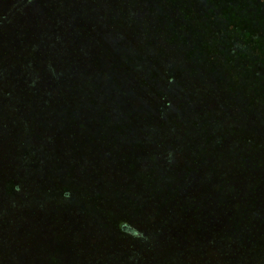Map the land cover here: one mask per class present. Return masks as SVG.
I'll return each instance as SVG.
<instances>
[{"label":"trees","instance_id":"16d2710c","mask_svg":"<svg viewBox=\"0 0 264 264\" xmlns=\"http://www.w3.org/2000/svg\"><path fill=\"white\" fill-rule=\"evenodd\" d=\"M27 1V10L24 11L29 12L24 14L22 11L21 20L14 22L12 18L4 17L10 16L7 10H0V136L3 133L7 136L14 133L18 126H13V123L21 118L23 111L27 113L28 121L34 126L30 141L34 138L42 139L47 131L54 130L53 137L68 142L70 138L64 135L65 132L72 135L68 131L77 126L82 132L75 136L78 137L74 144L75 147L77 144L79 149L78 154L75 153L77 156L75 158L78 159L88 141L96 142L98 149L104 144L102 141L107 137L104 131L107 121L110 126H118L122 121L131 120L136 98L130 101L128 95L133 96L137 91L136 94L147 102L148 107L143 106L145 111L140 118L166 113L165 109L169 104L168 91L182 89L177 88L179 85L176 84L178 83L176 79L179 78H175V71L170 70V65H167L161 70L160 81L156 80L157 86L150 84L146 91L143 88L146 82L137 79L135 71H138L141 65L142 70H140L147 71L150 75L153 74V66L149 62L148 65H142L139 61L140 48L131 47L128 43L123 46L122 31L116 28L109 29L106 26L107 24L104 23L106 16L102 13L104 11L98 12L97 20L95 19L93 25L87 24V21L92 19L88 15L89 7L90 11L95 13L91 0H87V4L82 1L81 6L69 2V10L61 16L56 15L54 7L58 5V1L53 0L48 4V11L44 12L46 19L42 25H40L42 16L36 10L41 8L43 2ZM19 7L21 9L22 6ZM1 8L5 7L0 4ZM213 11L217 13L223 10L217 7L216 10L211 8L205 11L204 17L212 14ZM252 11L260 13L255 4L252 5ZM60 13L62 14V11ZM114 13L112 24L123 23L125 20L123 11L116 8ZM48 17H51L52 21H49ZM257 17L259 18V15ZM261 24V29H264V21ZM59 25L62 29L60 32L57 30ZM235 25L236 22L229 27ZM7 26L9 29L4 30ZM215 26L219 27V24ZM21 44L23 46H20ZM13 48L17 57L14 62H10V55L16 56L12 53ZM224 59L223 63L226 62V58ZM193 71L195 72L194 68ZM183 93H180L179 99L183 100ZM194 96L198 100L201 99L197 95ZM208 98L216 99L214 102L220 107L225 110L231 109L238 115H241L243 106L247 104L245 98H240L238 94L219 93ZM237 98L241 100L242 105L238 104ZM25 99L27 100L24 105L18 107L22 105L21 100ZM234 107L241 109L237 111L238 109ZM122 116L126 118L123 119ZM90 124H93L94 129H88ZM163 128H165L164 123ZM84 129L88 131L85 133ZM162 135L160 130L154 134V138L159 139ZM26 136L25 133L22 137L20 135L16 138L14 143L17 149L7 145L9 147L5 150V146L0 143V149L5 150L4 154H0V166L8 164L10 166L7 171L0 167V264H20L19 257L24 256L28 245L25 243L27 239L22 241L19 238L14 242L15 244L8 247L4 244V240L10 236L9 230L14 218L19 215V202L35 199V195L22 196V192H26L25 177L28 175L34 185L38 179L35 177H39L34 169L38 144H30ZM89 138L90 140H85ZM210 140L212 141L208 138L206 147L215 149V145H211ZM218 144L223 147L224 143L219 141ZM224 150L222 154L236 156L237 161L230 163L234 167L228 168L217 157L218 160L208 164L209 169L203 170V174H200L201 170L197 167L201 166V160H192L190 166H185L188 171L186 184L177 185L178 179L172 183L168 182L176 176L173 177L174 172H170L171 169L167 165L158 164L159 160L149 164L150 172H141V176L144 177L143 183L150 184L149 194L155 192L161 198L157 209L154 210L155 214L160 213L161 220L158 224L151 223L150 232L146 235L140 230H127L132 224L127 222L130 216L126 205L134 207L137 200L125 196L120 189H113L115 182L111 183L108 175L103 179L105 181L102 183L103 187H98V190L94 191L81 183L73 182L70 177L69 180H63L65 184H60L61 179L55 178L54 194L60 199L57 200V205L64 204L62 199H66L67 203H79L81 200L88 202L83 209L95 216L99 222L98 231L104 229L107 231L104 240L108 247L107 264L119 262L131 264L130 260L133 258L135 264H165L162 260L153 262L154 252L162 249L165 250L164 254L166 253L164 258L170 256L171 262L178 260L172 257L173 254L178 253L180 264H264L262 256L264 220L260 219L264 211V187L261 186L264 180V159L257 158L251 150L247 154L240 149L234 152L228 145L224 146ZM29 154L31 159L26 160ZM118 155L119 153L113 155V159ZM75 158H71L72 161H75ZM127 160L130 164L128 171L131 174L125 175L126 163L116 161L115 167L121 170L123 176L131 179L134 177L132 173L135 171V166L141 158L133 154ZM253 167L262 169L258 173L251 174ZM224 168L226 170H223ZM164 172L169 173L164 174ZM189 175L192 177L190 178ZM98 177H103V173L95 172V179L101 182ZM198 177H202L200 181L203 189L200 196H195L192 190ZM37 183L39 185L40 181L38 180ZM142 186L144 184L140 185ZM4 190L6 194H2ZM164 203L167 204L164 206ZM134 224L137 228L149 227L146 223ZM185 226L186 230L193 232L188 233L189 236L183 234ZM15 231L21 233V229ZM56 236H58L57 231L54 232L55 240ZM127 237V241L124 242V238ZM146 237H150L148 243L152 245L147 244L144 251L136 255L135 245ZM194 238L196 239L193 240ZM93 239L97 244L96 235ZM158 240L161 245L156 243ZM8 242L11 243V240ZM177 249L181 250L177 251ZM184 249L186 252L183 251ZM55 261L60 260L56 258Z\"/></svg>","mask_w":264,"mask_h":264},{"label":"rangeland","instance_id":"374dc122","mask_svg":"<svg viewBox=\"0 0 264 264\" xmlns=\"http://www.w3.org/2000/svg\"><path fill=\"white\" fill-rule=\"evenodd\" d=\"M52 1L41 0L46 5L41 4V8L36 10L42 16L40 25L44 23L46 19L44 12L48 11V4ZM56 1L58 5L54 8L58 16L67 13L70 8L69 2L76 3V6H81L82 1L87 4V0ZM90 2L95 13H92L88 6V15L92 19L87 21V24L93 25L92 23L97 20L98 12L104 11L102 13L106 16L104 21L106 26L109 29L116 28L122 31L123 46L128 43L131 47L140 48L139 61L142 65H148L147 62H149L153 66V74L150 75L147 71H144L146 73L141 71V65L138 71H135L136 78L146 82V85L142 84L145 85L143 88L146 91L150 84L157 86L156 80L160 81L161 70L167 65H170V70L175 71V78H179L176 79L179 83H176L179 85L177 88L182 89L168 91L169 104L165 109L166 113H157L153 117L140 118L145 111L143 106L148 107L147 102L136 94L137 91L133 93V96L128 95L130 101L136 98L131 120L122 121L118 126H110L107 121L104 128L107 137L102 141L104 144L98 149L96 142L88 141L78 159L75 153L78 154L79 149L77 144L76 147L74 146L78 137L75 136L82 132L77 126L68 131L72 135L65 132L64 135L70 138L68 142H62L53 137L54 130L47 131L42 139L34 138L30 141L34 126L28 121L27 113L22 112L21 118L13 123V126H18L14 133L10 136L3 133L0 136V143L5 146V150L9 146L17 149L14 141L25 133L26 140L30 144H38L34 169L39 174V177L36 176L35 179L38 178L37 181L39 180L40 183L38 185L36 181L37 186H35L27 175L25 177L26 192H22V196L35 195V199L28 202L25 200L24 204L19 202V215L14 218L10 226V236L4 240L5 246L8 247L15 244L18 238L22 241L27 239L25 243L28 245L24 256L19 257L20 264H107L108 247L104 241L107 231L97 230L99 222L95 216L83 209V206H87V201L67 203L66 199H62L64 204L57 205V200L60 199H57L54 194L55 178L61 179L60 184H65L63 180L71 178L73 182L81 183L94 191L98 190V187H103L102 183H105L103 179H106L108 175L109 181L115 182L113 189H120L125 196L137 200L134 207L126 205L130 216L127 222L132 226L135 222L149 225L148 229L147 227L137 228L135 224L132 228L129 225L127 230H140L146 235L150 232V224L156 222L158 224L161 220L160 213L155 214L154 211L161 198L155 192L149 194L150 184L143 183L144 177L141 176V172H150L151 168L148 167L150 163L153 164L155 160H159L158 164L167 165L171 169L170 172H174L173 177H177L168 182L172 183L178 179L176 183L178 185L186 184L187 167L191 165L192 160H201V166L197 167L201 170L200 174H203V170L207 171L208 164L218 160L217 157L228 168L234 167L230 163L237 161L236 156L221 153L225 151L226 145L234 152L240 149L247 154L251 150L257 158L264 159V29H261L262 24L260 25L264 21V0H91ZM0 4L5 7L0 10L5 9L10 15L4 17L12 18L15 22L22 19L21 12L25 14L24 10H27L28 1L0 0ZM253 4L257 5L260 13L251 12ZM19 6H22L21 9ZM216 7L223 11L217 13L213 11L212 14L204 17L205 11L211 8L216 10ZM116 8L121 9L125 14L123 23L117 25L112 24ZM48 20L52 21V18L48 17ZM235 22V27H229ZM254 22L255 24H252ZM215 24H219V27ZM19 25L22 26L21 23ZM208 26L209 29H207ZM7 28L9 29L7 26L4 30ZM57 30L62 31L60 25ZM2 38L4 39V36ZM12 50L16 56L11 54L10 62H14L17 57L15 48ZM224 58H226V64L223 63ZM182 92H184L183 100L179 99ZM219 93L238 94L240 98H245L247 104L243 106V114L241 112V115H238L231 109L225 110L214 102L216 99L208 98ZM194 95L201 99L198 100ZM26 100H21L22 105L18 107H22ZM237 100L238 104L242 105L241 100L239 98ZM182 102L184 103L180 105ZM234 108L238 109L237 111L241 109ZM122 118L126 117L122 116ZM88 129H94L93 124H90ZM160 130L163 135L159 139L154 138V134ZM84 131L86 133L88 130L84 129ZM208 138L212 139L210 142L211 145H215V149L206 147ZM219 141L224 143L223 147L218 144ZM4 149H0V154L5 153ZM116 153L119 155L113 159L112 156ZM133 154H137V158L141 160L137 162L135 171L132 173L134 177L130 179L128 176H123L115 164L116 161L126 163L125 175L131 174L128 171L131 159L130 164L127 159ZM237 156L239 157V154ZM71 158H75V161ZM30 159L29 154L26 160ZM9 168L8 164L1 169L7 171ZM252 169L251 174L258 173L262 168L253 167ZM95 172L103 173V177H98L102 180L101 182L95 179ZM167 173L169 172H164V174ZM200 179L202 177H198L195 188L192 190L195 196H200L203 189ZM165 180L167 181V178ZM262 182L261 186L264 187V180ZM143 184L144 186L140 187ZM133 191L134 194L131 193ZM2 194H6V190ZM166 204L164 203V206ZM67 205L69 206L66 208ZM260 219L264 220V211ZM17 229H21V233L16 232ZM183 230L184 236L193 233L191 230H186V226ZM56 231L58 232L57 241L54 239ZM95 235L97 244L93 239ZM161 238L163 239V236ZM127 239L128 237L124 238V242ZM9 240L11 243L8 242ZM149 240L150 237L142 238L135 245L136 255L144 251L147 244L149 245ZM156 243L161 245L160 240ZM180 250L177 249V251ZM183 251L186 252L185 249ZM164 252V249L156 250L153 262L162 260L165 264H180L178 253L172 256L178 260L171 262L170 256L164 258L166 255ZM262 256L264 260V253ZM56 258L60 261L56 262ZM130 263L135 264V259H131Z\"/></svg>","mask_w":264,"mask_h":264}]
</instances>
